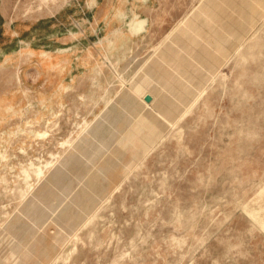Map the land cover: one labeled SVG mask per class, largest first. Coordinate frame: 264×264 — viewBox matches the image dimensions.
<instances>
[{
	"label": "rangeland",
	"instance_id": "rangeland-1",
	"mask_svg": "<svg viewBox=\"0 0 264 264\" xmlns=\"http://www.w3.org/2000/svg\"><path fill=\"white\" fill-rule=\"evenodd\" d=\"M0 264H264V0H0Z\"/></svg>",
	"mask_w": 264,
	"mask_h": 264
},
{
	"label": "water",
	"instance_id": "water-1",
	"mask_svg": "<svg viewBox=\"0 0 264 264\" xmlns=\"http://www.w3.org/2000/svg\"><path fill=\"white\" fill-rule=\"evenodd\" d=\"M152 98H153V97H152L150 94L145 95V100H146V101H151Z\"/></svg>",
	"mask_w": 264,
	"mask_h": 264
}]
</instances>
